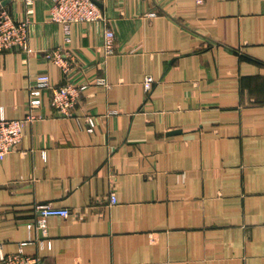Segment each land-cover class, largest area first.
Returning a JSON list of instances; mask_svg holds the SVG:
<instances>
[{
	"label": "crops",
	"instance_id": "1",
	"mask_svg": "<svg viewBox=\"0 0 264 264\" xmlns=\"http://www.w3.org/2000/svg\"><path fill=\"white\" fill-rule=\"evenodd\" d=\"M50 4L33 0L27 50L0 51V108L23 117L39 73L89 84L69 116L43 89L38 119L0 159V256L264 264V0H103L110 55L102 21L71 23L67 44ZM3 8L27 15L23 0ZM57 48L74 61L67 73L45 57ZM37 204L70 214L50 217L45 237L27 227Z\"/></svg>",
	"mask_w": 264,
	"mask_h": 264
},
{
	"label": "built area",
	"instance_id": "2",
	"mask_svg": "<svg viewBox=\"0 0 264 264\" xmlns=\"http://www.w3.org/2000/svg\"><path fill=\"white\" fill-rule=\"evenodd\" d=\"M103 0H51L49 7V18L62 25L63 38L65 43L70 42V25L75 22H97L102 21L105 26L103 29L102 49L105 55H110L115 51V35L113 30L106 25L105 17L97 2ZM204 0H195L197 4ZM27 6V15L22 20H15L6 9L0 10V51H7L12 48L22 50L28 49V27L31 23L30 14L33 12V0H23ZM154 16L155 12L147 13ZM47 60L60 68L62 73L69 72L74 64L72 59L66 57L62 48L47 50L45 52ZM97 84L107 85L104 77L96 79ZM154 77L145 74L142 78V86L145 92L151 90ZM89 83L84 82H64L53 85L47 73L35 75L34 87L29 91L28 110L21 118H6L3 109L0 108V159H2L13 147L20 142L23 135L24 126L38 119L39 115L34 113V109L40 105V93L43 89L50 91L48 101L52 108L65 116L71 114V110L76 105L82 91ZM86 129L93 130L95 120L91 115L85 117ZM116 193L110 191L109 202L116 203ZM36 216L33 221L27 222V227L31 229L33 225L41 230L43 236L47 235V221L52 216L67 217L70 209L67 207L54 206L50 204H37ZM50 241H47V246ZM38 256L26 255L22 252L1 255L0 264H40Z\"/></svg>",
	"mask_w": 264,
	"mask_h": 264
},
{
	"label": "water",
	"instance_id": "3",
	"mask_svg": "<svg viewBox=\"0 0 264 264\" xmlns=\"http://www.w3.org/2000/svg\"><path fill=\"white\" fill-rule=\"evenodd\" d=\"M97 4H98L99 6H101V2H97Z\"/></svg>",
	"mask_w": 264,
	"mask_h": 264
}]
</instances>
